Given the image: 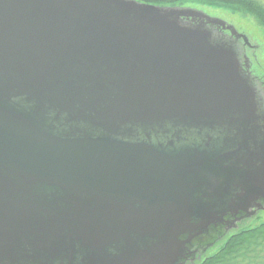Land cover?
I'll return each instance as SVG.
<instances>
[{
  "label": "water",
  "instance_id": "obj_1",
  "mask_svg": "<svg viewBox=\"0 0 264 264\" xmlns=\"http://www.w3.org/2000/svg\"><path fill=\"white\" fill-rule=\"evenodd\" d=\"M240 38L195 9L0 0V264H180L258 209L264 92Z\"/></svg>",
  "mask_w": 264,
  "mask_h": 264
},
{
  "label": "rangeland",
  "instance_id": "obj_2",
  "mask_svg": "<svg viewBox=\"0 0 264 264\" xmlns=\"http://www.w3.org/2000/svg\"><path fill=\"white\" fill-rule=\"evenodd\" d=\"M256 1L264 7V0ZM174 7L195 9L197 11H201L212 18L219 19L225 22L226 25L232 26L240 35L246 36L249 44L252 45V48L247 49V55L249 56L252 68L251 73L253 74V76H256V79L260 83L259 88L264 92V23H262L254 14L250 13L240 6L235 5L189 2L178 4ZM262 224H264V212L259 213L252 219H248L241 226L240 230L230 232L224 241L214 246H210L209 248L211 249H208V252L203 261L199 264H204V262H206L209 258L217 254L230 237L235 236L240 232L246 231L248 229H255ZM250 264H264V253L260 255L259 260L253 261Z\"/></svg>",
  "mask_w": 264,
  "mask_h": 264
},
{
  "label": "trees",
  "instance_id": "obj_3",
  "mask_svg": "<svg viewBox=\"0 0 264 264\" xmlns=\"http://www.w3.org/2000/svg\"><path fill=\"white\" fill-rule=\"evenodd\" d=\"M146 4H158L162 7H174L189 2L235 5L254 14L264 23V7L256 0H137ZM264 251V224L232 236L220 251L204 264H250L257 261Z\"/></svg>",
  "mask_w": 264,
  "mask_h": 264
},
{
  "label": "flooded vegetation",
  "instance_id": "obj_4",
  "mask_svg": "<svg viewBox=\"0 0 264 264\" xmlns=\"http://www.w3.org/2000/svg\"><path fill=\"white\" fill-rule=\"evenodd\" d=\"M195 20L205 21L204 19L200 18H196ZM225 33L228 34L229 31H225ZM239 42L243 46L245 55L249 58L247 55V49L252 48V45L245 44L242 38L239 39ZM251 69L252 68L250 67V71ZM256 204L259 206L258 209L252 208L247 214L241 211L236 214H226L223 222H217L216 224L211 225L202 235L192 239V241L186 246L184 258L180 261V264H199L202 262L208 252V249H211L209 248L210 246H214L224 241L230 232L240 230L244 222H246L248 219L256 217L259 213L264 212V200H260L256 202ZM261 207L263 208L260 209ZM181 239L186 241L188 236L184 235Z\"/></svg>",
  "mask_w": 264,
  "mask_h": 264
}]
</instances>
